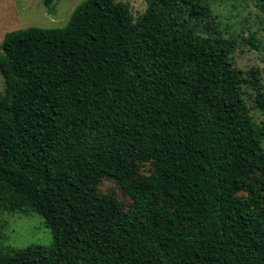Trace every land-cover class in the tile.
I'll use <instances>...</instances> for the list:
<instances>
[{"label": "trees", "instance_id": "obj_1", "mask_svg": "<svg viewBox=\"0 0 264 264\" xmlns=\"http://www.w3.org/2000/svg\"><path fill=\"white\" fill-rule=\"evenodd\" d=\"M163 1L135 17L83 0L66 25L0 42V199L54 238L0 246V264H264V126L231 56L264 46L176 26Z\"/></svg>", "mask_w": 264, "mask_h": 264}, {"label": "rangeland", "instance_id": "obj_2", "mask_svg": "<svg viewBox=\"0 0 264 264\" xmlns=\"http://www.w3.org/2000/svg\"><path fill=\"white\" fill-rule=\"evenodd\" d=\"M83 0H55V10H49L45 0H0V42L7 32L29 26H64L75 7ZM130 4L135 17L146 10V0H117ZM196 0H164L174 25L188 26L196 32L223 35L227 38L248 37L255 34L264 46V0H202L200 13L191 5ZM234 64L243 69L249 81L244 83V97L253 120L264 126V106L259 105V97H264V50L252 48L247 43H239L231 53ZM257 68V76L249 72ZM5 82L0 73V95ZM155 170V163L147 161L139 164V175L148 176ZM99 189L120 199L124 208L132 200L121 189L119 183L109 177L99 182ZM244 193V190L241 192ZM53 234L43 217L36 212L14 210L0 199V246L5 250L30 244L53 243Z\"/></svg>", "mask_w": 264, "mask_h": 264}]
</instances>
